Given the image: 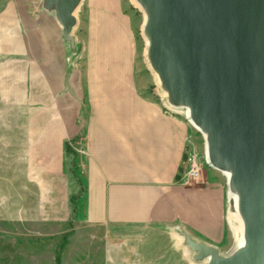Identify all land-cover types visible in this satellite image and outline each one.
Instances as JSON below:
<instances>
[{"label": "crops", "instance_id": "crops-1", "mask_svg": "<svg viewBox=\"0 0 264 264\" xmlns=\"http://www.w3.org/2000/svg\"><path fill=\"white\" fill-rule=\"evenodd\" d=\"M86 6L82 70L72 71L66 82L61 52L53 43L50 49L44 26L30 34V43L19 23L13 34L0 35V116L14 112V125L22 129L15 136L23 143L20 149L39 161L34 166L31 160V173L45 175L51 205L59 200L56 220L66 213L73 224L105 233H156L173 228L178 210L190 203L207 216L224 211V188L212 173L197 189L178 184L188 128L165 113L138 76L134 24L125 1L88 0ZM50 24L57 34L59 23ZM6 56L15 62L13 72L5 68ZM79 136L85 157L77 179L68 145ZM62 187L63 194H55Z\"/></svg>", "mask_w": 264, "mask_h": 264}, {"label": "water", "instance_id": "water-1", "mask_svg": "<svg viewBox=\"0 0 264 264\" xmlns=\"http://www.w3.org/2000/svg\"><path fill=\"white\" fill-rule=\"evenodd\" d=\"M147 61L168 102L205 136L210 166L229 174L244 244L222 256L181 233L196 260L264 264V0H135ZM81 0H45L73 44Z\"/></svg>", "mask_w": 264, "mask_h": 264}, {"label": "rangeland", "instance_id": "rangeland-1", "mask_svg": "<svg viewBox=\"0 0 264 264\" xmlns=\"http://www.w3.org/2000/svg\"><path fill=\"white\" fill-rule=\"evenodd\" d=\"M87 1L81 0L74 13L76 23L71 32L73 44L62 38L63 28L56 19L55 11L46 8L45 0H0V35L13 34L16 23H19L26 42L30 43L31 35L34 37V32L44 26L50 34V49L53 43L61 52L62 78L66 82L72 71L82 70ZM124 1L134 24L138 76L148 87L149 96L160 104L165 113L179 117L186 124L187 137L194 139L196 155L203 167V177L211 180L212 173L224 188V211L207 216L199 212L195 203H190L187 209L178 210V223L173 228L156 233L149 229L105 233L83 223L73 224L66 213L63 220H56L59 200H55V206L51 205L53 196L46 197L45 175L31 173L33 162L35 166L39 161L31 159L29 153L20 149L23 143L15 136L22 129L14 125V112L7 109L0 116V264H207L206 259L194 258L196 253L183 243L181 233L217 249L222 256L231 254L238 246L239 223L234 221L230 226L227 222L229 200L226 179L220 171L204 164L202 134L188 122L184 109H174L169 104L158 76L147 61V43L142 29L144 14L132 0ZM51 21L57 25L59 23L60 31L57 34ZM41 49L44 50L43 45ZM11 59L10 56L5 57L8 72L16 69L12 67L11 64L15 62ZM82 142L79 136L71 146L68 145L73 154L70 170L77 179L81 175L85 157ZM184 171L185 160L177 175L178 184L183 189L193 190L203 185V179L185 183L182 178ZM58 192L63 194V187L55 194ZM46 201L50 205H46Z\"/></svg>", "mask_w": 264, "mask_h": 264}, {"label": "built area", "instance_id": "built-area-1", "mask_svg": "<svg viewBox=\"0 0 264 264\" xmlns=\"http://www.w3.org/2000/svg\"><path fill=\"white\" fill-rule=\"evenodd\" d=\"M188 117H189V114H188ZM187 120L191 124V126L195 129V131L200 132L192 124V122L190 120V117H189V119L187 118ZM202 138L204 140V164L206 166L211 167L210 164L208 163V160H207V155H206V140H205V136L203 134H202ZM185 148H186L185 149V171H184V173L182 175L183 181L185 183L193 182V181L194 182H200L203 179V172H202L203 171V167L201 165V162H200L199 158L196 155V147H195V144H194V139L191 136H188L187 137V144H186V147ZM220 173L225 177V179L226 178H229L225 174L226 172H220Z\"/></svg>", "mask_w": 264, "mask_h": 264}, {"label": "bare ground", "instance_id": "bare-ground-1", "mask_svg": "<svg viewBox=\"0 0 264 264\" xmlns=\"http://www.w3.org/2000/svg\"><path fill=\"white\" fill-rule=\"evenodd\" d=\"M132 1L136 4L137 7H140L135 0H132ZM143 14H144V12H143ZM144 22H145V14H144V21H143L142 29H143V26H144ZM146 43H147V40H146ZM173 108L174 109H182L183 108L185 116L189 119V117H188L189 111L187 110V108H185V107H182V108L181 107H173ZM225 174L227 175V177H229L228 173H225ZM228 179L229 178H226V182L228 181ZM227 197H228V200H229L227 222H228V224L230 226L232 225V223L234 221L239 223V228L238 229L240 231V240L238 241V246H237V247H239V246H242L244 244V240H243V226H242L241 219H240V217L238 215V212H237V197L234 194H232L231 192H229V190H228Z\"/></svg>", "mask_w": 264, "mask_h": 264}]
</instances>
